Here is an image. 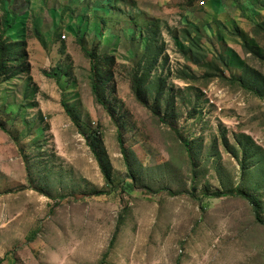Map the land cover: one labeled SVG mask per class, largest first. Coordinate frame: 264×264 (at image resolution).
<instances>
[{
  "label": "rangeland",
  "instance_id": "rangeland-1",
  "mask_svg": "<svg viewBox=\"0 0 264 264\" xmlns=\"http://www.w3.org/2000/svg\"><path fill=\"white\" fill-rule=\"evenodd\" d=\"M1 32L3 264H264V0H0Z\"/></svg>",
  "mask_w": 264,
  "mask_h": 264
},
{
  "label": "trees",
  "instance_id": "trees-1",
  "mask_svg": "<svg viewBox=\"0 0 264 264\" xmlns=\"http://www.w3.org/2000/svg\"><path fill=\"white\" fill-rule=\"evenodd\" d=\"M159 31V27L157 22H151L150 24L145 26V32H146V44L144 48V53L142 56V59L139 61L138 66L141 67L143 71H145L144 76L148 74L151 70L155 68V66L158 63L159 58L163 55L164 49L162 46L158 45L157 43V34ZM5 32V31H4ZM4 32L0 33V79L6 80L9 77H12L14 72L11 70V66H7L8 64L17 61H20L23 58V53L24 50H20L22 46L18 42H10L6 37H4ZM40 43L44 46L45 41L42 38H38ZM82 49L88 54L90 58V67L92 70L96 67V62L94 61V52L87 49L83 44L80 39H78ZM92 92L94 95V98L97 102L102 107H106L105 103L102 99V95L100 92V87L98 84L93 80L92 84ZM137 93L139 91V87L137 86L136 88ZM63 107L65 110H67V106L65 103H62ZM118 143L121 147V149H124V144L122 141V137L119 134L118 135ZM107 185H110V180L109 178H106ZM107 194L105 192H101L96 195V197H103L106 196ZM222 195V193H213L212 197H219ZM252 202V200H251ZM256 219L260 223H264V220H262L259 216H256ZM118 232V230H116ZM37 231L33 232L28 239L29 243H32L36 237H37ZM5 260V259H4ZM0 261V264H3V261ZM12 264H16V262H13ZM103 264V263H101Z\"/></svg>",
  "mask_w": 264,
  "mask_h": 264
}]
</instances>
